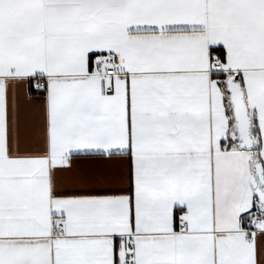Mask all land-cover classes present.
Instances as JSON below:
<instances>
[{
  "label": "snow or ice",
  "instance_id": "1",
  "mask_svg": "<svg viewBox=\"0 0 264 264\" xmlns=\"http://www.w3.org/2000/svg\"><path fill=\"white\" fill-rule=\"evenodd\" d=\"M0 264H264V0H0Z\"/></svg>",
  "mask_w": 264,
  "mask_h": 264
}]
</instances>
